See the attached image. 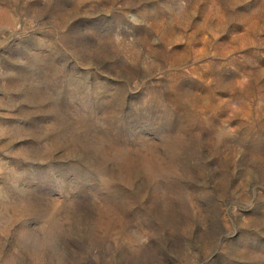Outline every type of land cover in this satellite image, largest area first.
Here are the masks:
<instances>
[{
    "label": "rangeland",
    "instance_id": "rangeland-1",
    "mask_svg": "<svg viewBox=\"0 0 264 264\" xmlns=\"http://www.w3.org/2000/svg\"><path fill=\"white\" fill-rule=\"evenodd\" d=\"M0 264H264V0H0Z\"/></svg>",
    "mask_w": 264,
    "mask_h": 264
}]
</instances>
